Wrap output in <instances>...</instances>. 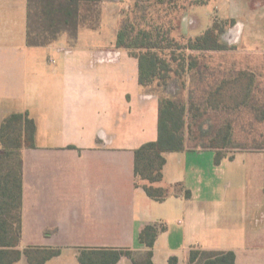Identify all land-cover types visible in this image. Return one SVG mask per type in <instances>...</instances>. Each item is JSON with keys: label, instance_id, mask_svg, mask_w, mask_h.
<instances>
[{"label": "crops", "instance_id": "0c3cea01", "mask_svg": "<svg viewBox=\"0 0 264 264\" xmlns=\"http://www.w3.org/2000/svg\"><path fill=\"white\" fill-rule=\"evenodd\" d=\"M235 1L227 19L234 20L239 36L244 26L252 34L264 36L258 28L264 25V0L256 7L249 6L253 0ZM27 2L0 0V125L16 112H28L37 125L36 145L22 151L19 247H60L61 253L71 247L145 251L148 248L139 241V233L147 224L165 225L155 209L171 198L176 202L175 211H184L189 218L197 213L232 227L238 226L235 219L225 212L219 216L215 210L228 203H234L236 209L244 198L248 202L245 236L238 239L236 230L226 231L214 241L219 244H213L206 239L215 231L207 225L197 232L200 223L193 219L187 221L181 239L172 241L165 225L154 244L153 261L167 264L171 256H177L178 264H190V251L203 249L232 250L236 264H264V223L259 220L264 217V187L232 200L224 196L222 204L211 188L216 177L210 170H220L223 161H235L243 153H262L236 152L232 160L225 157L220 164L188 165L189 156L201 157L212 150L166 152L163 180L155 186L169 188L171 195L155 200L137 183L134 150L157 139L159 99L139 84L138 59L115 46L117 32L111 39H103L110 11L119 14L118 30L127 0L102 2L99 29H84L73 40L63 34L44 46L27 44ZM93 38L103 41L86 43ZM249 166H255L249 170L260 169L264 178V155L263 165ZM163 234H167L165 252L157 248ZM79 253H74L77 262ZM16 264H27V260L23 257Z\"/></svg>", "mask_w": 264, "mask_h": 264}, {"label": "trees", "instance_id": "16d2710c", "mask_svg": "<svg viewBox=\"0 0 264 264\" xmlns=\"http://www.w3.org/2000/svg\"><path fill=\"white\" fill-rule=\"evenodd\" d=\"M104 0H28L26 40L30 46H44L56 42L63 34L72 40L84 29L101 27ZM180 1L183 3L180 5ZM201 0H135L132 7L121 10L115 46L127 50L139 62V84L158 95V136L134 150V172L137 183H142L147 195L161 201L170 195L169 188L155 186L163 180L166 152L189 149H209L215 154L216 164L236 152H260L262 141L251 137L250 146L239 144L233 137L232 120L215 122L208 135L205 129V109L238 112L251 106L255 117L264 119V103L255 97V75L246 71L221 78V81L199 98H183L179 93H158L153 86L169 88L168 83L183 76L197 80L199 52L227 49L221 35L225 28L216 20L202 34L195 37H175V18L166 19L169 11H188ZM167 5L166 8L162 6ZM234 24V20H230ZM184 83V82H183ZM170 84V83H169ZM187 85V83H186ZM183 87H186L183 84ZM185 88V89H186ZM255 97V98H254ZM254 100V102L252 101ZM258 113V114H257ZM210 127V126H209ZM37 125L28 112L7 115L0 125V264H16L23 257L27 264H45L61 254L60 248L19 247L23 222V149L36 145ZM254 140H256L254 142ZM193 142L194 146L189 143ZM74 147V146H71ZM187 195L190 191L187 190ZM165 225L147 224L139 233V241L148 249L142 256H134L124 249H85L80 251L81 264H116L127 256L133 264H155L153 247ZM190 264H236L232 250L192 249ZM167 264H178L171 256Z\"/></svg>", "mask_w": 264, "mask_h": 264}, {"label": "rangeland", "instance_id": "374dc122", "mask_svg": "<svg viewBox=\"0 0 264 264\" xmlns=\"http://www.w3.org/2000/svg\"><path fill=\"white\" fill-rule=\"evenodd\" d=\"M258 1L259 0H253L249 3V6L251 4L256 7L255 5L258 4ZM134 2L135 0H127L128 6L126 7H132ZM235 2V0H204L201 4H195L185 12L180 10L178 13L174 11H169L168 14L166 12L162 13L163 15H166L167 20L176 17L175 22L177 27L173 34L178 38L181 36L195 37L200 35L209 26L214 24L216 20H222L221 25L225 30L221 35V40L228 48L221 51H201L198 53L200 77L197 80L192 81L191 77L188 79V76H183L179 81L174 79L169 82V88L167 89L158 88L154 85L153 90L165 94L167 92L168 94L171 92H173V94L178 92L179 95L181 94L180 96L185 99L188 97L190 99H201L204 97V94H207L211 88L215 87L221 81V78L237 74L239 71H246L247 73L255 75V97L258 98L259 102L264 103V36L259 33L252 34L251 31H248V26H244V33L241 37L239 36L237 33L238 28L227 19L230 12H233L235 9ZM179 3L181 5L183 1H180ZM166 7L167 5L162 6V8ZM118 19L119 14L115 10H111L104 25V40L107 41L115 36ZM258 28L264 33V25L259 26ZM103 39L93 38L86 43L101 42ZM183 84H185L187 88L183 87ZM252 101L254 102L253 99ZM205 111V129L208 130L202 131L203 133L208 132V135H210L215 122L222 123V120L229 118L232 120L233 137L236 142L250 146L252 144L251 137L255 136L258 138V141H262L261 137L264 136V119L262 121L257 119L251 106H244L240 111L230 112L229 114H227V111H215L214 109H211V107L206 108ZM255 141L256 140H254V142ZM189 144L194 146L193 142H190ZM214 159V152L209 151L205 152L201 157L189 156L188 165H216ZM220 165H224L220 170H218L219 168L215 169V167H210L211 174L216 177L212 182L211 188L215 191L217 198L220 199V203H224V196H227L228 200H232L234 199V196L242 195L245 197L247 192L250 193L254 188L258 189V186L264 187L263 172H261L260 169H257V171L249 170V168L253 169L255 167L249 165H263V155H260L259 153H243V156L237 157L235 161L225 160ZM208 175L209 173L207 176ZM233 175L236 177H233ZM250 180L252 181V184ZM257 196H259V194H257ZM241 201L242 202L239 203V206L237 205L236 209L234 203H228L226 206L224 205L215 210L219 216H221L223 212H225V214L229 213L233 220L235 219V222L238 225L236 227L224 226V224L221 223V220H217L214 217H203L201 214L197 213H194V215L189 218L187 217L186 212L175 211L176 202L173 198L165 202L163 206H157L155 211L157 212L156 214H162L160 218L165 223L166 229L172 234V241L180 240L182 231L187 229V221L194 219L196 220V223H200L197 224V232L201 230L202 226L208 225L210 230L215 231V234L208 235L206 240L213 244H219L214 241L221 237V235L224 236V232L226 231L229 233L236 230L238 232L236 233L238 239H240V235L242 237L245 236L246 223L248 221H245L244 219L248 202L244 198H241ZM254 208L250 207L251 210ZM179 219L182 220L181 223L178 222ZM259 220L261 224L264 223V217H259ZM166 235L167 234H163L162 239L159 242L160 244L157 246L160 251L164 247L163 241ZM233 236H235V234ZM83 250H85V248L75 249L74 247H71L62 252L60 256L52 258L45 264H80L77 262L74 253ZM130 251H132L134 256H142L138 253L143 252L138 250ZM162 251L165 252L164 250ZM126 257L124 255L120 264H131Z\"/></svg>", "mask_w": 264, "mask_h": 264}, {"label": "flooded vegetation", "instance_id": "af4514ba", "mask_svg": "<svg viewBox=\"0 0 264 264\" xmlns=\"http://www.w3.org/2000/svg\"><path fill=\"white\" fill-rule=\"evenodd\" d=\"M226 33V32H225Z\"/></svg>", "mask_w": 264, "mask_h": 264}]
</instances>
